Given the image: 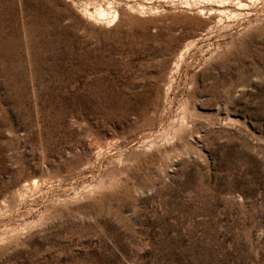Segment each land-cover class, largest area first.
<instances>
[{"label": "rangeland", "instance_id": "1", "mask_svg": "<svg viewBox=\"0 0 264 264\" xmlns=\"http://www.w3.org/2000/svg\"><path fill=\"white\" fill-rule=\"evenodd\" d=\"M107 1L0 0V264H264V14Z\"/></svg>", "mask_w": 264, "mask_h": 264}, {"label": "bare ground", "instance_id": "2", "mask_svg": "<svg viewBox=\"0 0 264 264\" xmlns=\"http://www.w3.org/2000/svg\"><path fill=\"white\" fill-rule=\"evenodd\" d=\"M116 1L120 2L121 0ZM106 4V9L102 8L101 5H98L93 12H89L86 7H82L81 13L85 18L91 21L98 22L106 20L107 25H112V23L116 21L118 13H116L114 10L109 11L111 8L110 5L112 4L109 2V0L106 2ZM201 5L207 7L210 10L213 7H216L218 9V17L224 16L226 19H229V21L238 24L240 28L243 26H247L249 28L252 26V24L254 26H258L260 24V20H258V18L264 14V0H201ZM109 18H111V20H109ZM216 23L219 24L221 22L218 19Z\"/></svg>", "mask_w": 264, "mask_h": 264}]
</instances>
